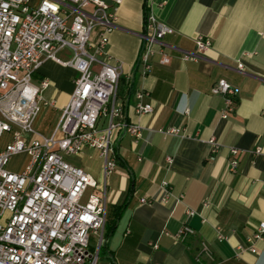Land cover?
<instances>
[{"label":"crops","instance_id":"0c3cea01","mask_svg":"<svg viewBox=\"0 0 264 264\" xmlns=\"http://www.w3.org/2000/svg\"><path fill=\"white\" fill-rule=\"evenodd\" d=\"M146 12L171 30L153 47L147 75L138 63ZM108 36L110 62L122 67L117 103L128 122L142 128V137L127 134L118 143L116 168L106 180L107 222L115 229L97 264H264V241L255 244L257 253L248 241L264 221V0H121L116 28ZM200 36L211 48L184 61L186 53L196 54ZM163 54L170 59L166 65L160 62ZM59 56L67 60L71 54ZM41 66L35 82L50 81L43 97L51 105L41 106L35 127L49 136L78 75L50 60ZM220 80L238 89L227 119L220 114L224 97L211 93ZM139 91L146 93L152 114H136ZM48 110L59 116L52 130L42 133ZM169 129L180 134H164ZM212 140L219 146L216 153ZM232 149L239 151L235 172L229 169ZM256 149L262 155H255ZM89 150L101 160L99 169L86 163ZM16 160L22 162L18 167ZM27 161L19 155L9 168L20 172ZM70 161L105 183L97 150ZM165 182L174 196H183L181 202H160ZM188 209L195 214L187 215ZM184 225L195 235L181 241L176 235ZM202 244L210 247L211 261H197Z\"/></svg>","mask_w":264,"mask_h":264},{"label":"built area","instance_id":"2783aa9c","mask_svg":"<svg viewBox=\"0 0 264 264\" xmlns=\"http://www.w3.org/2000/svg\"><path fill=\"white\" fill-rule=\"evenodd\" d=\"M121 0H0V264H97L107 223V178L114 172L120 139L142 137V128L128 122L117 103L122 73L120 65L108 57L109 36L116 28V10ZM142 49L138 63L147 75L154 46L162 45L171 30L149 14L145 20ZM203 36L196 39V54L186 53L183 60L195 59L211 48ZM68 51L64 60L59 55ZM72 68L77 73L75 88L68 104L49 136L36 130L41 106H50L43 94L49 80L35 82L45 61ZM161 64L170 59L163 54ZM243 71V65L238 64ZM213 95L223 96L227 119L234 112L238 89L226 80L212 86ZM146 93H136L138 116L153 113L145 102ZM9 140L3 142L4 134ZM168 136L178 129L164 131ZM212 152L219 146L212 140ZM87 149L97 150L104 161L105 183L100 185L82 168L71 163ZM230 171L239 165V151L231 150ZM256 149L255 155H262ZM19 155L27 164L20 172L9 166ZM170 164L172 160L167 159ZM88 191H90L88 193ZM160 202L174 196L169 185L161 186ZM142 203H149L142 200ZM193 216L194 211L186 210ZM91 234H99V249L90 251ZM195 231L184 225L177 233L183 241ZM222 238V237H221ZM264 241V221L249 238ZM153 250L157 244L152 245ZM202 244L197 255L212 260V252ZM159 264V263H150Z\"/></svg>","mask_w":264,"mask_h":264},{"label":"rangeland","instance_id":"374dc122","mask_svg":"<svg viewBox=\"0 0 264 264\" xmlns=\"http://www.w3.org/2000/svg\"><path fill=\"white\" fill-rule=\"evenodd\" d=\"M59 116L58 112L55 111H51L48 110L47 113L45 114L44 118H43V122H42V126L40 127V131L42 133H47V131L50 129L52 130V128L55 126L56 122H57V118ZM3 136V142H7L9 140V135L8 134H4ZM87 153V158L86 163H88L90 166H93L94 168L99 169L100 168V163L101 160L97 159L95 157V154L92 150H89ZM22 162L20 160H16L15 162H13L14 167H18L19 164H21ZM99 183V182H98ZM90 191H88L89 193ZM99 239H100V235L99 234H91V238H90V251L93 252L94 254H96V252L98 251V247H99ZM101 260V256L98 257V261L97 263Z\"/></svg>","mask_w":264,"mask_h":264},{"label":"trees","instance_id":"16d2710c","mask_svg":"<svg viewBox=\"0 0 264 264\" xmlns=\"http://www.w3.org/2000/svg\"><path fill=\"white\" fill-rule=\"evenodd\" d=\"M149 14L146 12L145 15V20L147 18ZM146 22V21H145ZM145 22H144V26H145ZM118 158V155H117ZM125 204V202H124ZM124 204H122L119 208H123ZM105 231H104V236H103V245L101 246L100 250H99V256H101V254L103 253L104 249L107 247V243L109 241L110 236L112 235L114 229H115V224L113 222H107L106 226L104 227Z\"/></svg>","mask_w":264,"mask_h":264}]
</instances>
